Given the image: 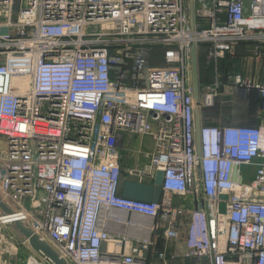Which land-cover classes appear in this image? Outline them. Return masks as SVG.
I'll list each match as a JSON object with an SVG mask.
<instances>
[{"label": "built area", "instance_id": "2783aa9c", "mask_svg": "<svg viewBox=\"0 0 264 264\" xmlns=\"http://www.w3.org/2000/svg\"><path fill=\"white\" fill-rule=\"evenodd\" d=\"M190 6L0 0V196L11 209L0 207V264H17L6 229L29 247L22 264H55L16 221L67 264H264V125L208 114L231 84L255 90L264 111V76L226 83L220 66L239 46L262 58L264 0H194V27ZM126 133L152 142L127 171ZM159 171L160 202L123 195L126 173L154 184Z\"/></svg>", "mask_w": 264, "mask_h": 264}, {"label": "crops", "instance_id": "0c3cea01", "mask_svg": "<svg viewBox=\"0 0 264 264\" xmlns=\"http://www.w3.org/2000/svg\"><path fill=\"white\" fill-rule=\"evenodd\" d=\"M238 48V47H237ZM239 50V48H238ZM239 54V53H238ZM237 52L234 55H229L225 60L223 67H221V71L225 76H223V80L226 83H230L228 80V75L230 73H242V75L249 79L250 81L259 80L264 76V53L262 58H257V61H254L252 65L250 62H247L249 68L241 69V70H232L230 67V63H232L233 58H237ZM224 60V59H223ZM239 60V59H235ZM254 67V69H250ZM247 69V70H246ZM251 70V71H250ZM235 71V72H234ZM208 79H212L211 76ZM217 112L220 111L221 114L228 116L227 119L231 121V123L235 124H252V125H264V111L261 108L260 99L258 98V94L255 90H248L242 87H236L235 85H230L227 88H224L223 94L219 97V101L217 106L214 108ZM228 114V115H226ZM221 121V119L219 120ZM127 140L124 143L122 148L123 152V167L127 171L129 167L132 165H136L138 163V154L137 150L148 147L150 145V149L152 146V142L150 137L143 138L136 133H126ZM149 141V142H148ZM148 143V145H146ZM134 179L130 177L129 180L133 181ZM125 180L123 181L126 182ZM122 184V186H123ZM4 232L5 235L10 236L13 232H16L14 229H6ZM183 234V238H185V233ZM175 242H170L169 247L173 249L175 247ZM165 246L164 236L159 235V245L158 248L162 249ZM152 264H159L157 258H153ZM170 264H201L199 262H195L193 260L181 261L178 258H171Z\"/></svg>", "mask_w": 264, "mask_h": 264}, {"label": "water", "instance_id": "95a60500", "mask_svg": "<svg viewBox=\"0 0 264 264\" xmlns=\"http://www.w3.org/2000/svg\"><path fill=\"white\" fill-rule=\"evenodd\" d=\"M190 16L192 21V26L195 25V16H194V0H190ZM193 53H192V66H193V83L195 84V92H194V98L195 100L199 97V66H198V56H197V50L196 45L193 44L192 47ZM196 133H197V150L198 154H201V125H202V116L200 109H196ZM162 178H163V171H159L158 175L155 179L154 184H145L140 183L137 181H126L123 184V190L122 193L125 197L128 198H135L139 200L144 201H154V202H160L161 194H162ZM0 207L4 209L7 212H10L11 209L8 205L5 204V202L2 200L0 196ZM16 229L18 228L19 232L26 238L29 239L30 245L33 249L36 251L42 253L43 255L47 256L50 260H52L55 264H67V262L61 258L60 254L55 250V248L50 245L48 242L42 240L39 238L37 234H35L28 225L21 221H16Z\"/></svg>", "mask_w": 264, "mask_h": 264}, {"label": "rangeland", "instance_id": "374dc122", "mask_svg": "<svg viewBox=\"0 0 264 264\" xmlns=\"http://www.w3.org/2000/svg\"><path fill=\"white\" fill-rule=\"evenodd\" d=\"M238 48H239V50L237 49V54L238 53L239 54L236 55L237 58H235V59H239V60H235L233 58L232 63H230V67L232 70L233 69L234 70H241V69L249 68V66L247 65V62H250V65H252L254 63V61H257V58H256L257 56H256L255 49L253 48V46H251V45H247L246 47L245 46H239ZM157 50L160 51V49H157ZM154 57L156 58V60L160 59V55H159L158 51L154 54ZM225 59L220 62L221 67H223L224 62L227 60V59L226 60ZM250 69L252 70V69H254V67L250 66ZM208 114H210L211 116L214 117V121L220 122L219 120L221 118H222V120H224V116L221 114L220 111L217 112L216 110H214V111H210ZM146 145H148V143ZM148 147H150V145H148ZM148 147L146 146V148H148ZM242 172L246 177H250V174L252 172V167L242 165ZM129 179H130V177L126 173L124 176V180L126 181ZM4 232H6V231H4ZM17 232H19L18 228H17ZM158 233H159V235L162 236L161 230L158 231ZM4 236H6V237H5V242L2 245L3 250L9 251L11 253V255H13L15 261H17V264H22V261L27 256L26 254L29 252V247L27 245H24L22 243L21 239H20V241L19 240L11 241L10 239L7 238V235H4ZM14 254H16V255H14Z\"/></svg>", "mask_w": 264, "mask_h": 264}]
</instances>
